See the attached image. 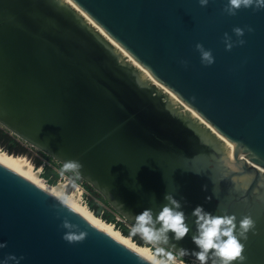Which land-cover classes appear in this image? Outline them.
I'll return each instance as SVG.
<instances>
[{
  "label": "water",
  "instance_id": "obj_1",
  "mask_svg": "<svg viewBox=\"0 0 264 264\" xmlns=\"http://www.w3.org/2000/svg\"><path fill=\"white\" fill-rule=\"evenodd\" d=\"M40 1L0 0V127L181 258L264 264L259 171L230 167L71 12L56 13L66 27ZM72 1L264 167V0ZM0 264L154 263L0 162Z\"/></svg>",
  "mask_w": 264,
  "mask_h": 264
},
{
  "label": "bare ground",
  "instance_id": "obj_2",
  "mask_svg": "<svg viewBox=\"0 0 264 264\" xmlns=\"http://www.w3.org/2000/svg\"><path fill=\"white\" fill-rule=\"evenodd\" d=\"M40 2H42V8H44L45 11L52 12L56 16L57 21L66 27H69V25L63 22L57 14H62L60 9H67L69 12H71L93 33L95 37H97L103 43L102 45H105L110 51H113L115 54L114 56L117 57L119 64L130 68L135 74L137 80L142 85L147 86L150 90L157 93L160 96L162 103H165L166 107H168L174 114L179 116L183 120L184 125L193 129L203 142L207 143L208 145H212L216 151L223 153L222 157H227V159H230L228 162L230 167L233 169H238L239 165L245 162L246 165L257 169L260 175L264 178V167L251 161L243 154L238 157V150L230 141L224 138L216 129L209 125V123L203 117H201L191 107L184 103V101L180 99L171 89L156 79L143 65L134 59L124 47H122L115 39H113L100 25H98L72 0H41ZM50 5L59 9H49L51 8ZM33 147L35 146L33 145ZM0 162L45 188L55 196L59 197L154 264H191L188 261H184L183 259L175 257L171 253L168 254L169 260L160 258L151 250L148 245L138 244L134 242L129 236L123 235L118 229L114 227L112 223H109L103 218L95 215V213L82 202L83 190L80 186H77V188H74L71 191H67L66 180H59L54 184H48L44 181V179L41 178V168H35L25 155L11 154L0 147ZM252 177V173H245L241 176H234L232 179L237 184L240 183L242 188H246ZM156 244L160 243L156 242ZM190 261L199 262L201 264H209L201 259L196 258H190Z\"/></svg>",
  "mask_w": 264,
  "mask_h": 264
},
{
  "label": "rangeland",
  "instance_id": "obj_3",
  "mask_svg": "<svg viewBox=\"0 0 264 264\" xmlns=\"http://www.w3.org/2000/svg\"><path fill=\"white\" fill-rule=\"evenodd\" d=\"M0 129L7 133V135L17 142L20 147L26 150V154L20 155H25L35 168H41L40 175L45 182L48 184H54L59 180H66L67 191H71L74 188H77V186H80L83 190L82 202L87 205L91 211H93V209L97 210L99 212L97 216L103 218L109 223H112L116 229H118L123 235L129 236L134 242L141 245H148L151 250L160 258L168 259V257L163 252L154 248L152 244H150L151 241L155 244L157 241L146 236L145 232L140 228L128 223L126 220L127 218L113 209L112 206L106 202L103 196L96 189L88 185L74 172L66 168L65 165L60 163L55 158L42 153L40 150L31 146L26 141L17 137L15 134L10 133L7 129L1 127ZM9 146L10 144L6 141L0 145V147L5 151ZM123 231H126V234H124ZM181 259L188 261L191 264H201L199 262L190 261V259Z\"/></svg>",
  "mask_w": 264,
  "mask_h": 264
},
{
  "label": "trees",
  "instance_id": "obj_4",
  "mask_svg": "<svg viewBox=\"0 0 264 264\" xmlns=\"http://www.w3.org/2000/svg\"><path fill=\"white\" fill-rule=\"evenodd\" d=\"M6 141L10 144L9 147H7V152L11 154H26V150L18 145L17 142H15L13 139H11L7 133H5L2 129H0V145ZM93 212L97 215L99 212L95 209H93ZM124 234H126V231H123Z\"/></svg>",
  "mask_w": 264,
  "mask_h": 264
},
{
  "label": "built area",
  "instance_id": "obj_5",
  "mask_svg": "<svg viewBox=\"0 0 264 264\" xmlns=\"http://www.w3.org/2000/svg\"><path fill=\"white\" fill-rule=\"evenodd\" d=\"M143 232V231H142ZM147 236V235H146ZM150 244H152V246L158 250H160L161 252H163L167 257H168V254L171 253L172 255H174L175 257L177 258H180V256H178L175 252L169 250L168 248H166L165 246L161 245V244H155V243H152V241L150 242ZM168 260H169V257H168Z\"/></svg>",
  "mask_w": 264,
  "mask_h": 264
}]
</instances>
